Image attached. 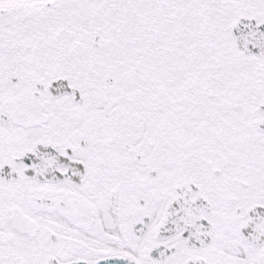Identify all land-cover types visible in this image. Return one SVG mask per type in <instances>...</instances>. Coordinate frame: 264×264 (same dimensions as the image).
<instances>
[{
	"label": "snow or ice",
	"instance_id": "6c2138e0",
	"mask_svg": "<svg viewBox=\"0 0 264 264\" xmlns=\"http://www.w3.org/2000/svg\"><path fill=\"white\" fill-rule=\"evenodd\" d=\"M0 264H264V0H0Z\"/></svg>",
	"mask_w": 264,
	"mask_h": 264
}]
</instances>
